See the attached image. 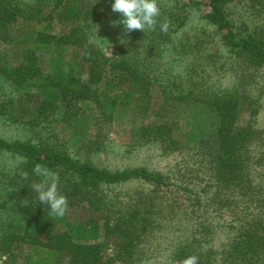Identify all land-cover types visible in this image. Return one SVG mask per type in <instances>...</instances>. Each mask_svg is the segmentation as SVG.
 Returning <instances> with one entry per match:
<instances>
[{
	"label": "trees",
	"instance_id": "obj_1",
	"mask_svg": "<svg viewBox=\"0 0 264 264\" xmlns=\"http://www.w3.org/2000/svg\"><path fill=\"white\" fill-rule=\"evenodd\" d=\"M113 2L0 0V41L11 47L0 51V119L33 134L0 136L1 207L19 221L0 234V264H55L58 256L68 264H144L154 257L148 249L154 240L166 243L159 264H180L189 255L199 264H264L257 87L264 0H158L155 31L126 33L122 25L128 43L109 56L96 30L105 18L122 19ZM237 3L252 11L254 26L235 20ZM195 13L199 31L190 34ZM165 18L167 32L160 29ZM209 41L224 60L209 52ZM69 50L77 62L65 67ZM172 54L184 63L178 72L164 67ZM229 72L233 82L226 85ZM121 118L132 125L128 152L153 146L184 162L170 174L96 163L93 156L108 147L104 125ZM57 124L78 138L74 148L54 133ZM5 156L19 161L8 172ZM37 162L59 174L69 201L62 218L50 216L31 188L44 179L32 172ZM133 183L140 185L123 190Z\"/></svg>",
	"mask_w": 264,
	"mask_h": 264
},
{
	"label": "rangeland",
	"instance_id": "obj_2",
	"mask_svg": "<svg viewBox=\"0 0 264 264\" xmlns=\"http://www.w3.org/2000/svg\"><path fill=\"white\" fill-rule=\"evenodd\" d=\"M231 13L237 22L243 21L251 24V26L255 25L253 16L254 14L244 5V3L234 4L231 8ZM118 19V15H116L114 18H105L100 22L96 30V41L109 56L116 55L118 53V47L128 43V41L126 40L125 32L122 29V24H116V26H113V22L119 21ZM261 21L264 24V19H261ZM198 25V15L197 13H195L192 16V22L189 24L186 31L190 34H195L197 31H199ZM97 36L102 39H107L110 44L102 39H99ZM121 39L124 41L123 43H121ZM138 45L137 49L141 51L142 45L140 43ZM207 47L209 49V52L211 53L219 51V55L220 57H222V60L225 59V52L219 50V45L216 44V42L213 43V41H209ZM9 48H11L10 45L0 41V51L8 50ZM77 57V53H75L73 50H69L67 52V57L64 60L65 67L71 64H75L77 62ZM164 67L172 68L174 72H178L179 70L183 69L184 63L181 62L179 56H177L176 54L166 55V57L164 58ZM222 81L226 85L231 84L233 82L231 73H225ZM0 84L3 85L4 83L0 81ZM257 87L259 90L258 93L262 94L261 110L258 118V124L260 127L264 128V68H262L257 74ZM90 107L84 106V109L88 111V114L92 111L91 109L93 108V106ZM90 116L86 118L87 122L85 123V125L88 124L86 129V131H88V134H91V129H94V126L92 125L93 119L89 122ZM56 126L57 127L54 133L59 137V140L63 142L73 141L74 143H72L71 146L74 148V144L78 143V138L75 137V139L72 140V134L70 130L64 128L62 124H57ZM131 128L132 125L128 124L127 118H121L113 124H105L102 134L107 138L108 147L106 152L95 154L93 156V160L99 165L106 166L110 169H124L144 166L151 170L161 171L166 174H170L184 162L183 156L178 154L163 155L159 149L153 146H148L143 149L128 152V142L133 140ZM92 133L95 134V132ZM32 135L33 134L28 132L25 127L21 125L11 124L4 119H0L1 137L9 140H15L28 139ZM18 162L19 161L16 158L5 156L3 158V170L5 172H8L9 170L13 169ZM139 185V183H133L123 188V190L136 188ZM4 200L5 197L3 195L0 196V234H2L5 230H12L15 225H18L19 222L18 218H16L13 214V210L6 207H1ZM85 215H87L85 211L76 212L73 215V218H80L84 217ZM220 239H222V236L220 237ZM148 249L150 252H153L154 257L151 261L144 262V264H159V262L162 260V256L166 253L167 250L164 240H154L152 246L148 247ZM106 251L109 253L113 252L112 249L109 248V246L106 247ZM1 260L2 258L0 255V261ZM54 262L55 264H68L67 259H65L63 256H58L57 260Z\"/></svg>",
	"mask_w": 264,
	"mask_h": 264
},
{
	"label": "clouds",
	"instance_id": "obj_3",
	"mask_svg": "<svg viewBox=\"0 0 264 264\" xmlns=\"http://www.w3.org/2000/svg\"><path fill=\"white\" fill-rule=\"evenodd\" d=\"M111 9L122 17L121 20L114 21L113 26L122 24L126 33H131L135 30L145 32L146 29L155 31L158 18L161 16L158 0H114ZM169 23L165 18L160 23L161 31L167 32ZM102 40L110 44L107 39ZM123 42L121 39V43ZM32 172L44 178L41 182L33 183L31 186L32 190L37 194L38 201L49 206L50 216L64 217L68 210L69 201L68 197L59 191V174L38 162L34 164ZM22 175L25 179L28 178L27 172ZM27 203L28 200H25V205ZM180 264H199V257L197 255H189Z\"/></svg>",
	"mask_w": 264,
	"mask_h": 264
}]
</instances>
